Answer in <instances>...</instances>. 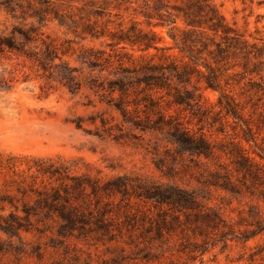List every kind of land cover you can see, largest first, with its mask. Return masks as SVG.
Returning <instances> with one entry per match:
<instances>
[{
  "label": "trees",
  "instance_id": "trees-1",
  "mask_svg": "<svg viewBox=\"0 0 264 264\" xmlns=\"http://www.w3.org/2000/svg\"><path fill=\"white\" fill-rule=\"evenodd\" d=\"M140 1L147 6L143 16L156 20L157 25L168 26V36L187 61L178 63L160 56L165 61L154 63L149 59L134 64L130 55L123 60L117 53L111 56L103 50L89 48L75 56L87 69L84 72V68L67 62L55 63L60 58L51 42H43L40 54L20 52L49 75H55L68 89H79L82 77L83 83L94 92L108 93L111 99L117 93L118 102L114 105L125 123L142 132L161 134L166 145L178 152L195 155L209 164L214 160L216 170L211 174L221 178L218 186L238 194L237 183L227 170L221 171L223 165L218 162L220 153L228 154L234 171L242 177L248 176L253 187L264 196V166L251 154L264 159V41L250 42L229 27L211 0ZM15 5L6 2L7 7ZM57 17L59 21L74 22L79 15L63 12ZM141 34L146 40L127 33L113 37H117V43H138L144 49L155 47L153 31ZM5 47L14 48L9 40L0 37V49ZM193 74L197 76L196 82L192 80ZM200 81L218 92L216 105L218 112H223L221 116L232 118L234 132L228 148L222 144L215 146L202 130L203 125L194 130L178 112L169 111L171 104L199 106ZM236 87L238 92L234 91ZM205 117L202 112L197 121L202 122ZM242 141L252 143L258 152H250ZM73 165L51 157L0 156V174L7 191L0 198L3 203L0 209L6 205L11 208L6 215H0V230H27L30 218L35 217L40 221L54 219L60 235L76 232L82 236L122 238L127 234L129 241L121 240L123 245L118 252L102 260L106 264L155 261L159 253L154 250L165 252L163 245L168 246L171 241L179 244L180 251L192 261L196 258L202 261L212 246L226 244L230 236L239 235L247 241L264 233V212L255 205L248 209L245 227L235 230L218 211L202 203L195 191L129 175L100 182L86 174L74 173ZM236 180L241 182L238 177ZM117 195L118 200L111 199ZM133 197L145 202L152 200L158 207L156 212L134 207Z\"/></svg>",
  "mask_w": 264,
  "mask_h": 264
},
{
  "label": "rangeland",
  "instance_id": "rangeland-1",
  "mask_svg": "<svg viewBox=\"0 0 264 264\" xmlns=\"http://www.w3.org/2000/svg\"><path fill=\"white\" fill-rule=\"evenodd\" d=\"M9 1L17 5L7 7ZM211 2L237 33L250 42L260 44L264 41V0ZM146 11L147 6L140 0H0V37L14 46L13 49H0V156L59 158L72 162L74 173L86 174L100 182L129 175L195 191L202 203L218 211L235 230H242L249 220L245 216L250 206L255 205L264 212V196L253 187L248 176L242 177L234 171L228 154L220 153L218 162L223 165L221 171L227 170L237 183L238 194L218 186L221 178L211 174L216 170L214 160L209 164L195 155L178 152L170 144L166 145L161 134L142 132L125 123L114 105L118 102L117 93L111 99L108 93L94 92L87 88L82 77L79 89H68L55 75H49L25 57V53L33 51L40 54L46 41L57 47L60 59H55V63L67 62L70 66L84 68V72L87 69L75 60V56L89 48L103 50L111 56L117 53L123 60L130 55L134 64L149 59L154 63L165 61L160 56L178 63L187 61L168 36V26L147 19L143 16ZM63 12L75 13L79 18L74 22L59 21L57 16ZM150 31L155 33V47L148 49L138 43H117V37H113L127 33L146 40L141 33ZM198 68L205 71L201 65ZM196 78L193 74V82ZM245 81L246 78L241 80L240 86ZM199 85L200 109L199 106L171 104L169 111L178 112L194 130L203 125L202 130L215 146L222 144L228 148L234 132L232 118H224L223 112H218V92L206 88L201 81ZM234 91L238 92V88ZM202 112L206 117L198 122ZM242 144L250 152H258L252 143L242 141ZM251 154L264 166V159ZM3 179L0 174V198L7 193ZM119 197L111 196V199ZM131 202L138 209L149 208L154 213L158 208L152 200L145 202L133 197ZM10 210L6 205L0 209V215ZM30 220L27 230H0V264H106L102 260L118 252L123 245L121 240L129 241L127 234L122 238L82 236L76 232L60 235L54 219L40 221L31 217ZM125 246L129 249V245ZM163 246L165 252L154 250L159 253L158 259L139 263L264 264V233L247 241L239 235L230 236L226 244L212 246L202 261L198 258L192 261L174 241Z\"/></svg>",
  "mask_w": 264,
  "mask_h": 264
}]
</instances>
